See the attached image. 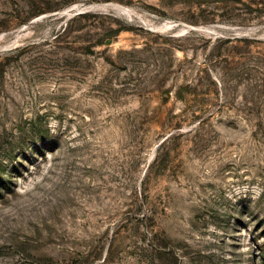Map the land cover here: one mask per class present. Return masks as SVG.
Returning a JSON list of instances; mask_svg holds the SVG:
<instances>
[{
    "label": "rangeland",
    "instance_id": "rangeland-1",
    "mask_svg": "<svg viewBox=\"0 0 264 264\" xmlns=\"http://www.w3.org/2000/svg\"><path fill=\"white\" fill-rule=\"evenodd\" d=\"M43 3L0 0V264H264V0Z\"/></svg>",
    "mask_w": 264,
    "mask_h": 264
},
{
    "label": "trees",
    "instance_id": "trees-1",
    "mask_svg": "<svg viewBox=\"0 0 264 264\" xmlns=\"http://www.w3.org/2000/svg\"><path fill=\"white\" fill-rule=\"evenodd\" d=\"M43 1L46 0H26V6L28 7V11L25 13V15H22V13L19 12L16 18L12 19L11 23H14L16 26L27 24L35 17L44 14L48 11H51V9H48V7L43 3ZM85 17H87V14H80V18H85ZM123 30H124L123 27H118L117 29H115V31H113V34L107 37L108 39H105L103 41L101 39L100 41H98L97 44L98 45L111 44V41L114 38V36H117ZM160 249L164 250L162 256L158 259L161 264H177L178 262L177 247L175 246L171 248L160 247ZM183 256L186 255L183 254Z\"/></svg>",
    "mask_w": 264,
    "mask_h": 264
},
{
    "label": "water",
    "instance_id": "water-1",
    "mask_svg": "<svg viewBox=\"0 0 264 264\" xmlns=\"http://www.w3.org/2000/svg\"><path fill=\"white\" fill-rule=\"evenodd\" d=\"M81 12V11H80Z\"/></svg>",
    "mask_w": 264,
    "mask_h": 264
}]
</instances>
